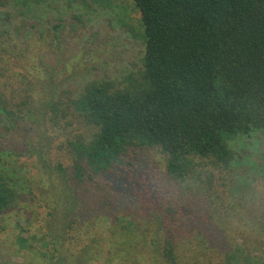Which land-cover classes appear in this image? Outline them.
I'll return each instance as SVG.
<instances>
[{"label":"trees","instance_id":"trees-1","mask_svg":"<svg viewBox=\"0 0 264 264\" xmlns=\"http://www.w3.org/2000/svg\"><path fill=\"white\" fill-rule=\"evenodd\" d=\"M134 1L145 30L141 76L92 79L79 89L69 88L82 80L72 76L66 90H73L51 103L50 121L63 115L82 124L67 132L72 191L55 211L152 214L156 231L202 232L192 224L214 216L213 199H222L216 182L232 176L219 213L238 215L246 172L264 166V147L260 163L253 157L256 133L264 145V0ZM152 148L166 155L165 173L141 159ZM15 198L0 171V212ZM257 217L252 224L264 230ZM164 250L176 264L172 238Z\"/></svg>","mask_w":264,"mask_h":264},{"label":"rangeland","instance_id":"rangeland-1","mask_svg":"<svg viewBox=\"0 0 264 264\" xmlns=\"http://www.w3.org/2000/svg\"><path fill=\"white\" fill-rule=\"evenodd\" d=\"M144 55L134 0H0V171L16 192L0 212V264H173L163 256L168 237L176 264H264L263 225L251 222L264 218L263 163L246 172L236 196L246 205L238 215L219 213L232 176L216 182L222 199L211 202L214 216L192 224L203 234L156 231L152 214L82 218L77 206L74 216L55 211L72 191L67 132L82 124L63 115L59 124L50 121L51 103L73 90H66L72 76L82 78L69 87L75 89L92 79L140 77ZM256 137L253 157L260 163L263 137ZM145 153L146 165L165 173L161 149Z\"/></svg>","mask_w":264,"mask_h":264}]
</instances>
